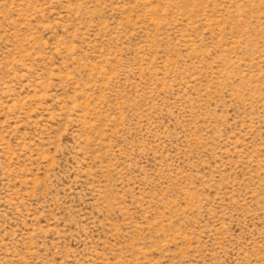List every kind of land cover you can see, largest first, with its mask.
Wrapping results in <instances>:
<instances>
[{"label":"rangeland","instance_id":"374dc122","mask_svg":"<svg viewBox=\"0 0 264 264\" xmlns=\"http://www.w3.org/2000/svg\"><path fill=\"white\" fill-rule=\"evenodd\" d=\"M0 264H264V0H0Z\"/></svg>","mask_w":264,"mask_h":264}]
</instances>
